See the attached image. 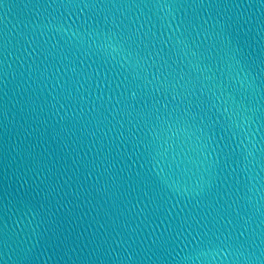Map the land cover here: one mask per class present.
Listing matches in <instances>:
<instances>
[{
  "label": "water",
  "instance_id": "obj_1",
  "mask_svg": "<svg viewBox=\"0 0 264 264\" xmlns=\"http://www.w3.org/2000/svg\"><path fill=\"white\" fill-rule=\"evenodd\" d=\"M0 264H264V0H0Z\"/></svg>",
  "mask_w": 264,
  "mask_h": 264
}]
</instances>
